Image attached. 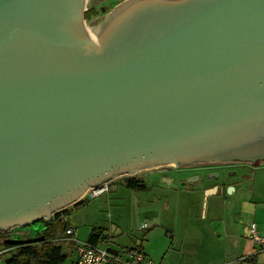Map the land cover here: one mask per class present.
Listing matches in <instances>:
<instances>
[{
    "label": "water",
    "instance_id": "obj_1",
    "mask_svg": "<svg viewBox=\"0 0 264 264\" xmlns=\"http://www.w3.org/2000/svg\"><path fill=\"white\" fill-rule=\"evenodd\" d=\"M0 0V230L160 166L264 160V0ZM233 187H229L231 193Z\"/></svg>",
    "mask_w": 264,
    "mask_h": 264
},
{
    "label": "rangeland",
    "instance_id": "obj_2",
    "mask_svg": "<svg viewBox=\"0 0 264 264\" xmlns=\"http://www.w3.org/2000/svg\"><path fill=\"white\" fill-rule=\"evenodd\" d=\"M123 1L125 0H86L84 21L88 32L93 25L100 22ZM245 171L244 191L235 194L228 205L236 201L240 203L243 199L251 200L252 194L259 193L264 196V161L251 165L250 168L244 169ZM154 172H160V174ZM191 174L179 172L172 164L144 169L134 175L110 178L106 180L112 181L108 193L95 199L88 198L85 205L80 208L74 209L75 205L68 207L72 209L68 221L70 224L77 225V230H80L82 235L97 225L110 227L114 218L110 219L109 216L121 219L122 214L124 228L141 238L143 246L159 256L157 263L162 261L163 257L167 259L168 263L164 262L166 264H174L175 261L178 263L179 258L174 257V251L168 250V247L171 243V249L174 250V244L177 245L178 240L187 238L189 235L186 232L187 226L175 218L177 217L176 208H180L184 214H187V211L190 215L197 213L196 219L206 210L203 194L198 193L197 190L199 185L188 190L189 188L183 183L184 179L190 180L187 177ZM211 174L212 172L207 171L203 173L204 178L208 179H211ZM133 176L139 177V180L146 185V191H132L125 187L124 178ZM166 178L171 181L167 182ZM226 194L228 196L230 194L228 189ZM42 221L39 220L24 228L11 227L4 231H8L9 235L12 234V239L16 240L35 238L43 228ZM143 223H147V230L140 229ZM4 231L0 230V233ZM70 262L71 255L66 263L70 264Z\"/></svg>",
    "mask_w": 264,
    "mask_h": 264
},
{
    "label": "crops",
    "instance_id": "obj_3",
    "mask_svg": "<svg viewBox=\"0 0 264 264\" xmlns=\"http://www.w3.org/2000/svg\"><path fill=\"white\" fill-rule=\"evenodd\" d=\"M208 172H212L211 177L215 178L213 173L215 170L210 169ZM154 173L160 174V172ZM211 179L205 178L197 189L198 193L203 194L206 206L205 212H202L198 219H196L197 213L190 215L187 211V214H184V211L176 208L175 218L187 226L186 232L189 237L178 240L177 245L174 244V250L171 249L170 243L168 250L174 251V257L179 258L178 263L175 261L174 264H264V251L248 239L246 234L247 223L253 221L258 226V234L264 238V196L259 193L252 194L251 200L243 199L240 203L236 201L228 205L235 194L244 191V183L241 181L228 183L222 178ZM166 180L171 181L167 178ZM229 187H233L234 190L228 196L226 190ZM69 216L65 218L67 227L77 230V225L69 223ZM123 217L122 214L121 219L109 216L110 219L114 218V221L108 228L97 225L82 235L80 230H77L76 238L80 242H88L94 230L101 232L95 246L109 249L111 258L108 264H126L135 251L143 252L148 259L157 263L159 256L145 248L141 238L124 228ZM56 240H61L66 252L71 255L70 264H77L76 246L69 245L65 235L57 236ZM106 241L110 243L106 244ZM161 260L157 264H166L164 262H167V259L163 257Z\"/></svg>",
    "mask_w": 264,
    "mask_h": 264
},
{
    "label": "trees",
    "instance_id": "obj_4",
    "mask_svg": "<svg viewBox=\"0 0 264 264\" xmlns=\"http://www.w3.org/2000/svg\"><path fill=\"white\" fill-rule=\"evenodd\" d=\"M124 185L132 191H146V185L139 180V177L124 178ZM88 198L78 202L73 208L77 209L85 205ZM72 209H65L58 212L49 221H42V229L37 237L19 241L12 238L0 240V247L8 249V253L3 259L4 264H65L69 258L65 246L61 240H56L57 236H64L67 228L65 218L68 217ZM24 228V227H23ZM98 230H94L88 243L96 245L100 239ZM69 245L75 246L72 242Z\"/></svg>",
    "mask_w": 264,
    "mask_h": 264
},
{
    "label": "built area",
    "instance_id": "obj_5",
    "mask_svg": "<svg viewBox=\"0 0 264 264\" xmlns=\"http://www.w3.org/2000/svg\"><path fill=\"white\" fill-rule=\"evenodd\" d=\"M112 181L104 182L100 185L90 187L84 198L95 199L97 197H101L109 192L110 184ZM83 198V199H84ZM55 215L49 218L47 221L52 219ZM141 230L148 229L147 223H143L140 227ZM7 232V233H6ZM246 234L248 239L256 243L260 246V248L264 251V238H262L258 234V226L255 222L249 221L246 227ZM65 236L69 242L75 244L78 253V261L77 264H108L111 255L109 253V249H100L95 245H92L88 242H80L77 240V231L73 227H67ZM12 238V234L9 235L8 231H4L0 233V240ZM110 241H106V244H109ZM8 249H4L0 247V264H4L3 257L8 253ZM126 264H157L156 262L148 259L143 252L135 251L131 254L129 261Z\"/></svg>",
    "mask_w": 264,
    "mask_h": 264
},
{
    "label": "flooded vegetation",
    "instance_id": "obj_6",
    "mask_svg": "<svg viewBox=\"0 0 264 264\" xmlns=\"http://www.w3.org/2000/svg\"><path fill=\"white\" fill-rule=\"evenodd\" d=\"M104 19V18H103ZM102 19V20H103ZM101 20V21H102ZM100 21V22H101ZM100 22L93 27L97 26ZM87 27V26H86ZM264 161V160H263ZM262 161L257 162H242V161H232V162H222V161H214V162H207V163H196L190 165H180L176 167L179 172H190L192 173L189 178L190 180L184 179L183 183L185 186L190 188H195L198 185L202 184L205 180L203 173L208 172V170H215V178L211 177L212 179H219L222 178L223 180L227 181L228 183H245L244 179L246 177V171L244 169L250 168L251 165L257 164Z\"/></svg>",
    "mask_w": 264,
    "mask_h": 264
},
{
    "label": "bare ground",
    "instance_id": "obj_7",
    "mask_svg": "<svg viewBox=\"0 0 264 264\" xmlns=\"http://www.w3.org/2000/svg\"><path fill=\"white\" fill-rule=\"evenodd\" d=\"M88 35H89V37H90L92 40L95 39V34H94V32H92V30H89Z\"/></svg>",
    "mask_w": 264,
    "mask_h": 264
}]
</instances>
